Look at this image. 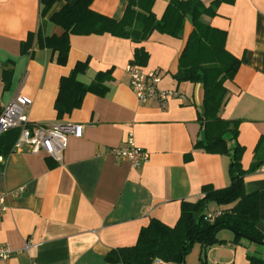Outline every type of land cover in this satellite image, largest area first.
<instances>
[{"label": "crops", "instance_id": "1", "mask_svg": "<svg viewBox=\"0 0 264 264\" xmlns=\"http://www.w3.org/2000/svg\"><path fill=\"white\" fill-rule=\"evenodd\" d=\"M76 1L55 0L42 14V0H0V113L23 96L31 100L27 108L31 123L83 126L80 138L68 137L60 162L27 146L2 156L0 191L6 197L5 209L0 210V246L8 247L10 254L0 258V264H110L105 256L133 246L150 219L174 226L183 201L200 199L204 186L222 189L230 183L228 156L194 148L202 136L201 84H178L173 78L189 23L181 39L153 33L140 44L110 34L71 35L66 63L60 65L57 53L42 46V39L63 33L50 16ZM169 1L153 0L157 18ZM126 5L127 0H91L89 7L118 21ZM204 20L224 30L226 50L243 59L233 80L224 84L228 97L219 116L240 120L236 137L243 148L240 164L248 170L254 161L264 160V0L221 3L217 15ZM139 46L147 53L141 67L160 72L158 88L180 93L165 107L156 99L138 102L129 86L126 67ZM78 64L84 67L74 78L89 85L102 74L105 92H88L77 108L58 115L60 80ZM128 137L149 155L139 167L110 152ZM243 191L258 196L257 227L264 234L261 167L244 176ZM229 206L210 203L206 212ZM217 238L224 243L193 245L183 264H200L201 256L203 264H250V256L264 261V245L232 242L231 232L224 230Z\"/></svg>", "mask_w": 264, "mask_h": 264}, {"label": "trees", "instance_id": "2", "mask_svg": "<svg viewBox=\"0 0 264 264\" xmlns=\"http://www.w3.org/2000/svg\"><path fill=\"white\" fill-rule=\"evenodd\" d=\"M55 0H42V14H46ZM170 0L160 18L152 11L153 0H127L122 18L118 21L98 14L90 9L91 0H77L65 4L50 20L62 28L60 36L42 39V46L57 53L56 62L65 65L69 51L71 35H102L130 39L140 44L153 33L181 39L185 26L191 29L177 60L174 73L176 83L189 82L201 84L202 102L198 113L202 136L194 144L195 149L221 154L229 157L228 178L230 183L222 189L207 185L202 188L203 196L195 202L183 201L180 215L174 226H167L157 219H150L137 234L133 246L111 250L105 256L110 264H152L156 260L164 263L183 264L193 245L211 247L224 243L217 234L224 230L232 234V242L246 240L264 245V234L257 227L258 196L246 194L244 176L264 165V160L254 161L248 170L240 164L243 148L237 142L240 120H225L219 116L228 97L226 81L233 80L243 59L231 55L225 48L226 32L211 26L204 17L217 15L221 3L232 0ZM30 36V35H29ZM30 37L23 44L26 49ZM147 53L142 46L134 48L131 64L143 66ZM84 65H77L73 72L60 80L59 95L56 100L58 115L77 108L84 94L91 92L103 94L102 74L89 85L76 80L75 74L83 70ZM9 73V71H8ZM18 136V130H10L0 136V156H6L12 149ZM231 143V147L229 145ZM228 206L217 213H207V204ZM200 264L204 257L201 256ZM250 264H264L258 257H249Z\"/></svg>", "mask_w": 264, "mask_h": 264}, {"label": "built area", "instance_id": "3", "mask_svg": "<svg viewBox=\"0 0 264 264\" xmlns=\"http://www.w3.org/2000/svg\"><path fill=\"white\" fill-rule=\"evenodd\" d=\"M126 72L129 76V86L140 103L146 104L151 99H156L161 107H165L167 100L180 97V93L176 89L160 90L158 88L161 76L157 70L146 71L141 66L130 63L126 67ZM29 105H31L29 98L17 96L3 107L0 113V136L16 129L18 136L12 146L13 150L27 146L36 153L42 149L56 162H60L68 137L80 138L83 133V126L58 122L47 125L31 123L27 119ZM124 142L122 146L111 149L110 152L113 156L129 161L134 168L148 160L147 152L137 147L131 137H128ZM3 163V157L0 156V175H2ZM261 169L264 170V165L261 166ZM5 197L6 193L0 191V210L5 209ZM29 246L27 244L25 249H28ZM9 252L8 247L0 246L1 259L8 258ZM155 263L174 264L164 263L160 260H156Z\"/></svg>", "mask_w": 264, "mask_h": 264}]
</instances>
